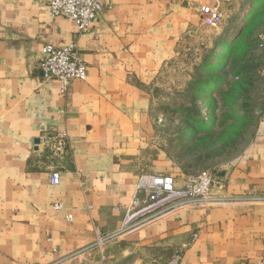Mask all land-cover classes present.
I'll list each match as a JSON object with an SVG mask.
<instances>
[{
  "label": "crops",
  "instance_id": "obj_1",
  "mask_svg": "<svg viewBox=\"0 0 264 264\" xmlns=\"http://www.w3.org/2000/svg\"><path fill=\"white\" fill-rule=\"evenodd\" d=\"M261 1L104 0L92 31L78 35L48 0H0V264L99 261L106 246L80 252L120 231L142 177L170 175L185 187L162 147L156 104L184 89L206 44L237 38L245 26L236 21ZM205 5L222 12V35L202 23ZM73 42L88 77L63 93L39 63L46 45ZM214 174L222 202L182 204L118 242L167 245L176 264H264V111L250 145ZM140 198L147 203L146 189Z\"/></svg>",
  "mask_w": 264,
  "mask_h": 264
},
{
  "label": "rangeland",
  "instance_id": "obj_2",
  "mask_svg": "<svg viewBox=\"0 0 264 264\" xmlns=\"http://www.w3.org/2000/svg\"><path fill=\"white\" fill-rule=\"evenodd\" d=\"M236 22L245 26L241 34L225 45L209 48L206 44L199 64L204 62L193 70L184 89L174 90L172 99H160L156 104L154 117L159 137L164 141L162 147L178 168L191 170L185 172L187 175L217 173L230 164L253 141L263 118L264 82L260 76L263 59L255 42L264 34V0ZM224 23L225 20L215 31L205 27L222 35ZM250 41L251 46L245 52ZM189 59L196 61L194 54ZM162 92L158 90L157 95L163 98ZM187 97L196 101L195 116L189 110L194 106L184 101ZM122 241L115 239L106 245L102 263L100 259L87 264L177 263L176 252L167 245H133L131 241L121 245Z\"/></svg>",
  "mask_w": 264,
  "mask_h": 264
},
{
  "label": "built area",
  "instance_id": "obj_3",
  "mask_svg": "<svg viewBox=\"0 0 264 264\" xmlns=\"http://www.w3.org/2000/svg\"><path fill=\"white\" fill-rule=\"evenodd\" d=\"M48 2L50 15L53 18H63L75 23L78 35L91 32L95 20L105 8L104 0H48ZM199 17L206 27L214 31L220 29L224 21L223 14L217 6H202L199 10ZM257 44L264 58V35L260 36ZM39 68L41 78L44 81H57L63 93L69 90L73 81H85L88 77V67L80 58L75 42L66 47L46 45ZM260 76L264 82V64ZM159 121L162 120L159 119ZM59 181V173H53L51 182L57 185ZM221 184L212 171L187 175L183 189L176 187L175 179L170 175L144 176L130 203L120 231L98 241L97 244L81 251L80 254L101 251L103 255V250L110 241L126 235L150 219L176 210L182 204H202L212 200L220 203L222 201H219L218 197L213 198L212 189L221 187ZM141 189L148 191L145 204L141 203ZM55 208L60 209L61 205H55ZM74 257L77 256L71 258ZM65 260L52 264H63ZM101 260H105L104 256Z\"/></svg>",
  "mask_w": 264,
  "mask_h": 264
},
{
  "label": "trees",
  "instance_id": "obj_4",
  "mask_svg": "<svg viewBox=\"0 0 264 264\" xmlns=\"http://www.w3.org/2000/svg\"><path fill=\"white\" fill-rule=\"evenodd\" d=\"M197 82L199 83V81H197ZM184 101H190L191 105L194 106V107L191 106L192 108H191V109L189 108V110H192L191 115L195 116V115H196V114H195V113H196V109H195L196 101H195V99H192V98L189 99V98L187 97V98L184 99ZM181 106H183V108H184L185 104H184V105H181ZM188 107H189V106H188ZM196 160L199 161L198 158H196ZM182 168H183L182 170H183L184 172H186V173H188V172L191 171V170H188V168H186V167H183V166H182ZM198 173H199V172H198Z\"/></svg>",
  "mask_w": 264,
  "mask_h": 264
}]
</instances>
